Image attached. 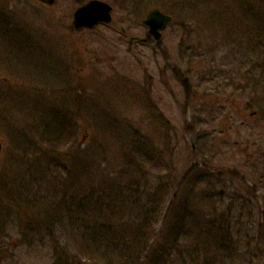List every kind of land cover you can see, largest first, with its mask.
<instances>
[{"label":"rangeland","instance_id":"obj_1","mask_svg":"<svg viewBox=\"0 0 264 264\" xmlns=\"http://www.w3.org/2000/svg\"><path fill=\"white\" fill-rule=\"evenodd\" d=\"M104 1L127 35L146 36L157 7L175 23L131 43L116 26L75 31V0H0V264H62L45 210L16 188L39 157L63 174L71 140L76 187L123 170L173 183L164 208L186 202L139 264H264V0Z\"/></svg>","mask_w":264,"mask_h":264},{"label":"trees","instance_id":"obj_2","mask_svg":"<svg viewBox=\"0 0 264 264\" xmlns=\"http://www.w3.org/2000/svg\"><path fill=\"white\" fill-rule=\"evenodd\" d=\"M183 84L189 94V82L184 79ZM70 142V147L63 152H67L66 156L70 157L68 163H63V174L55 169L61 167L60 162H44L39 157L32 161L26 177L22 174L16 188L22 198L27 197V202L32 203L34 211L39 206L45 210L46 218L42 225H48L49 232L54 234L51 242L55 248L65 249L63 255L55 253L58 262L81 264L82 259L96 264H108L109 260L112 263L114 259H118L117 264H139V258L147 257L157 238L159 232L156 225L164 216V209L167 213L174 207L176 224L185 225L184 221L189 218L186 202L175 206L177 201L172 197L169 205L164 208L173 183L163 177L142 179L139 174L133 175L129 183H126L124 175L119 178L123 172L121 170L113 180L107 175L97 179L99 182L94 180L88 183L82 189L76 187L79 175L76 171L71 172L72 166L69 165L75 157L83 154V150L78 154L81 147L75 146L73 140ZM257 169L261 168L258 166ZM54 176H59L57 181L53 179ZM85 188L88 190L84 192ZM53 193L55 194L51 198ZM48 200L49 205L38 203ZM26 216L29 218L24 215ZM26 220L28 224L31 223ZM176 237L180 238L177 234L174 235ZM170 241L175 247H180L174 243L176 241L173 238ZM188 249L189 246L185 245L186 252ZM181 253L184 255V251L181 250Z\"/></svg>","mask_w":264,"mask_h":264},{"label":"water","instance_id":"obj_3","mask_svg":"<svg viewBox=\"0 0 264 264\" xmlns=\"http://www.w3.org/2000/svg\"><path fill=\"white\" fill-rule=\"evenodd\" d=\"M50 5L54 4L56 0H41ZM113 7L102 0H90L79 6L74 12V19L72 25L78 30L84 28H93L99 23H113ZM174 23V17L162 10L155 8L147 13L142 19V24L148 27V34L154 40L159 41L162 38V30L168 25ZM194 23H190L189 27H193ZM132 39L139 42H147L148 37L140 38L131 36ZM3 149V141L0 139V154Z\"/></svg>","mask_w":264,"mask_h":264}]
</instances>
